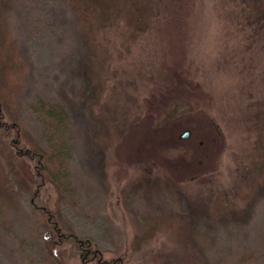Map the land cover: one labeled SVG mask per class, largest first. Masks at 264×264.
<instances>
[{"label": "rangeland", "instance_id": "rangeland-1", "mask_svg": "<svg viewBox=\"0 0 264 264\" xmlns=\"http://www.w3.org/2000/svg\"><path fill=\"white\" fill-rule=\"evenodd\" d=\"M235 6L0 0V264H264V15ZM21 146L69 176L37 184Z\"/></svg>", "mask_w": 264, "mask_h": 264}, {"label": "trees", "instance_id": "trees-1", "mask_svg": "<svg viewBox=\"0 0 264 264\" xmlns=\"http://www.w3.org/2000/svg\"><path fill=\"white\" fill-rule=\"evenodd\" d=\"M227 1H229L230 4L234 3V5H237L235 7L240 6L241 8L243 7L244 9H246L245 7L258 9L264 15V0H227ZM251 1H253L254 7L249 4ZM143 12H144L143 6L141 7L140 5H137V12L135 16L133 15V20L137 28H139L142 25V23L145 22ZM37 103L42 109L41 111L43 112L44 116L49 120V122H51L57 127H61L67 123V118H68L67 113L62 106H60L57 103L45 102L42 99H39ZM4 129L5 131L8 130L6 126L4 127ZM19 134H20V130L18 129L15 132V136L20 137ZM14 146L15 144L14 145L11 144L12 148H14ZM21 147L22 150L20 148H16L17 151L13 152V154L15 157L19 158L21 167L24 170H26V172L29 174V177L34 182H37V184H41V183L43 184L48 181L54 182L55 184L56 183L60 184L69 176V171L67 168V159L69 156L67 152H63L61 151V149L50 150L48 152H45L42 150L40 151L37 147H27V148L26 147L23 148V146ZM42 215H43L42 219L46 222L50 231L57 239V243H64L70 241L71 243L77 246L81 257H84L86 253L89 254V250H87L83 246V244L89 243L87 240L80 239L77 236V234L74 232H70V233L63 232L60 226L57 224L56 220H52L51 216L43 209H42ZM143 234L135 235L133 239L130 241V247L132 249H135L139 246L141 240L143 239L142 237ZM90 258H98V257L92 251V253L90 252ZM160 264H164V262H161Z\"/></svg>", "mask_w": 264, "mask_h": 264}, {"label": "water", "instance_id": "water-1", "mask_svg": "<svg viewBox=\"0 0 264 264\" xmlns=\"http://www.w3.org/2000/svg\"><path fill=\"white\" fill-rule=\"evenodd\" d=\"M187 132L184 133V135H186Z\"/></svg>", "mask_w": 264, "mask_h": 264}]
</instances>
